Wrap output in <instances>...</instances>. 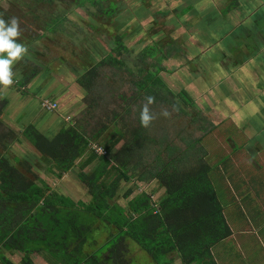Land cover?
<instances>
[{
    "label": "trees",
    "instance_id": "trees-1",
    "mask_svg": "<svg viewBox=\"0 0 264 264\" xmlns=\"http://www.w3.org/2000/svg\"><path fill=\"white\" fill-rule=\"evenodd\" d=\"M6 1L3 3L10 6L4 9L0 5V19L18 20L21 35L17 42L27 47L30 56L35 57L33 52L42 55V44H38L40 40L71 35L68 30L72 20L64 9H58L55 4L62 0ZM74 1L76 4L77 0ZM86 2L98 8L95 12L88 10L94 21L104 17L114 23V18L126 8L125 0ZM224 2L220 14L221 19L226 20V16L238 10L241 1ZM185 4V8L171 13L176 12L179 16L195 11L193 0H186ZM29 21L37 25L38 31L42 30L40 35L33 34L34 28ZM48 24L55 25V29L43 34ZM60 25L66 28V34L63 29L58 30ZM91 27L99 32L105 31L113 44L111 50L97 62L91 51L85 56H78L74 50L78 45L73 44L72 52L81 62L67 68L75 75L79 86L92 97L90 106L94 108L104 100L102 92L106 78L103 79L101 72L105 67L125 69L135 90L130 96L119 95L118 99L124 103L122 110L106 115L107 119L111 117V123L104 124L105 130L90 137L66 127L49 140L31 132L33 127L28 125L30 129L24 137L34 143L49 163H54L52 173L58 179L79 164L82 170L91 165L95 167L92 173L82 171L79 174V179L87 185L88 201L59 194L46 184L39 186L36 179L30 177L29 171L21 172L17 168L24 165L22 162L12 161L5 155L0 157V264H16L6 253L21 255L20 264H36L35 255L43 257L49 264H137L135 258L140 254L149 256L153 264H175L176 261L179 264H217L212 248L229 238L232 231L210 178L211 166L202 157L194 159L192 150L195 145L193 147L190 140L187 141L190 137L182 139L190 147L177 153L179 149L176 145L163 146L165 134L163 138H158L159 141L154 139L159 127L149 129L150 123L144 126L140 120L144 102L151 107L161 103L163 106H174L188 115L187 108L195 106L193 94L186 89L175 93L169 88L161 77L164 69L158 65L161 59L168 57L159 56L161 51L157 48L151 50L145 47L141 53L144 58L155 59L156 64L131 68L126 61V56L131 55L125 42L127 33L116 24L112 30L107 25L101 27L92 23ZM156 43L161 48L160 43ZM59 62L61 66L66 63L62 59ZM21 68L24 81L20 90L26 93L25 86L30 78L38 76L41 71L47 74L54 72L44 62L30 65L24 61ZM149 98H152L151 103ZM44 100L57 103L58 108L56 111L42 110L50 113L59 110V103L51 98H43L41 106ZM136 105L139 109L137 116L140 117L138 124L133 125L130 116ZM6 133L16 139L13 130ZM104 133H108L107 136L104 137ZM94 143L107 154L96 153L91 147ZM154 146L157 157L147 165L144 152L149 150L150 154ZM174 152L177 154L174 155ZM134 179L145 184L156 181L164 193L154 199L157 187L149 193L138 192L130 186L123 195L128 201L123 207L117 201L121 196V186L132 183Z\"/></svg>",
    "mask_w": 264,
    "mask_h": 264
},
{
    "label": "rangeland",
    "instance_id": "rangeland-1",
    "mask_svg": "<svg viewBox=\"0 0 264 264\" xmlns=\"http://www.w3.org/2000/svg\"><path fill=\"white\" fill-rule=\"evenodd\" d=\"M86 1L88 0H77L75 4L74 0H62L55 3L57 8L64 9L65 14L72 20V24L68 30V34L71 35L69 37L62 36L61 38L53 36V40L46 38L40 40L38 44H42L40 46L42 55L33 52L34 56L37 57L35 58L27 53L21 60L14 62V64H21L27 61L30 65L40 62H44V65H50L54 72H50L49 74L55 75L50 80L51 87L54 90H59L58 96L62 94L60 89L66 88V94L68 93L67 101L72 96L80 100L84 95L75 85V75L67 68L72 67L78 61L81 62L78 56H85L88 51H91L98 62L99 59H103L107 55L113 45L110 38L106 36L105 31L101 30L102 32H99L92 29V23L101 27L107 25L111 30L116 24L121 31L127 33L125 42L131 51V55L126 56V61L129 62L128 66L131 68H135L136 65L146 67V65L152 66V64H156L155 59L149 56L144 58L141 53L145 47L151 50L157 48L158 51L162 52H157L159 56L168 57L161 59V64H158L164 69L161 72V77L175 93H179L182 89L190 91L195 98V106L187 108V115L181 113L174 106H163L161 103L160 105L154 104L151 107L147 102H144L142 109L147 106L149 115L151 116L149 129L152 126L161 127L163 135H166L163 146H166V144L171 147L176 145L179 149L177 153L179 151L184 152L188 148L189 143H186L182 139L190 137L187 141L190 140L193 147L195 145V148L192 150V153L195 154L194 159L202 157L203 161H206L211 166L210 178L225 209L227 220L230 223H239L245 227H248V220L252 223L255 220H260L263 222L264 227V139L262 142H258V145H255L256 150L253 151L252 144L256 140H252L251 137L247 138L241 126L239 127V125H236L231 120H226L229 113L223 111L222 98H218V91L222 93L221 88L226 89L227 80L220 81L217 87H222L215 88L218 91L214 90L211 84L213 82L212 79L217 73L215 71L216 65L212 62L217 60L221 49H216L217 47L214 49V46L211 50H206L208 49L206 46L210 47V45L206 44L207 40L211 41V44L235 40L234 36H238L236 24L238 25L239 20L246 16L245 11L247 13L253 10L255 12L262 10L264 0H240L241 6L236 10L237 13H230L231 16L229 15L226 20L214 19L213 15L219 14V9H222L225 0H193L196 9L193 13L191 10L187 16L181 14L177 16L171 13L175 9L181 10L186 7L183 0L179 3L174 0H125L126 8L124 12L114 18L116 19L114 23H110V20L104 17L100 21L91 19L88 10L95 12L98 11V8ZM3 2L6 3L7 1L0 0V5L4 9H7L6 7L10 5ZM29 23H32L34 28L32 29L33 34L35 36L40 35L42 30L38 31L37 25H34L33 21H29ZM251 25L252 20H249V26ZM101 27L99 28L101 29ZM53 29H55V25L48 24L43 34L52 32ZM59 29L65 30L66 28L60 25L58 26ZM64 32L66 34V30ZM231 33L234 35L232 34L233 36L228 37ZM163 39L166 40L164 41ZM156 42L160 43L162 50L156 46ZM202 43L205 44L204 50L195 46ZM73 44L78 45L74 49L78 53V56L72 52L71 46ZM175 47L179 49H175ZM211 52L214 54V57L211 56ZM227 52L228 49L221 51L222 54H226ZM59 59L65 60L66 63L61 66ZM217 61L220 62V60ZM64 69H66V80L63 82L61 80L63 76H60V73ZM211 69L213 70L210 71ZM125 72H127L125 69H112L109 67L102 69V77L103 79L106 78L105 84L103 83L102 97L104 98V105L109 107V111H117L119 113L124 103L117 97L120 94L130 96L134 91L133 84L129 83L130 76ZM40 75L42 76V71ZM35 78L37 79V77ZM107 78L110 79L107 80ZM213 84L215 85L214 82ZM138 111L137 105L133 107L130 116V121L133 125L138 124L137 120L140 117L137 116ZM56 114H59V110ZM105 123H108V121L105 120ZM161 128L156 130L155 136L157 137H154L156 141H159L158 136ZM14 129L20 130L15 126ZM2 130L6 131L5 128H2ZM24 135L26 134L24 133ZM8 140L14 142L9 138ZM199 140L200 142H198ZM13 145L14 143L12 147ZM155 146L158 149V145L155 144ZM155 146L153 149H150V154H146V151L144 152V162L147 165L153 163L157 157V152H154ZM12 151L13 153L16 151V145ZM0 152H2V147H0ZM177 153L174 152V155ZM36 171L39 174L43 173L38 170ZM40 181H45V179H41ZM48 181H52L51 184H54L52 190H55L59 194L70 195L75 200L88 201L90 198L83 188H78L77 193L67 194L66 177L60 180L50 178ZM130 184L124 183L121 186V196L117 199L121 205H126L123 194L127 191ZM131 185L133 186V184ZM136 185L138 186L136 189L138 192L146 191L150 193L157 187L158 191L154 199H157L163 193V188L157 186L154 181L147 184L136 183L134 187ZM97 198L99 199L100 197L97 196ZM64 199L66 200V197ZM79 205L82 206V203H79ZM259 239L261 242L257 244L255 249H246V254L244 250L238 252L239 254L231 253L238 250L236 249V242L233 239L224 243L222 247L220 244L215 248V251L220 255V258H218L221 264H264L263 232ZM223 248L226 251L223 254L219 253ZM6 255L14 263L20 264L21 255H10L8 253ZM136 257L137 264H153L150 257L145 254L136 255ZM35 262L36 264H49L39 255H35ZM175 264H179V262L176 261Z\"/></svg>",
    "mask_w": 264,
    "mask_h": 264
},
{
    "label": "crops",
    "instance_id": "crops-1",
    "mask_svg": "<svg viewBox=\"0 0 264 264\" xmlns=\"http://www.w3.org/2000/svg\"><path fill=\"white\" fill-rule=\"evenodd\" d=\"M174 1L178 3L182 2V0ZM183 1L186 3V0ZM262 8V10L256 12L255 10L247 13L245 11L246 16L239 20L238 25L236 24L238 36H234L235 40L221 43L214 42L212 44L211 41L207 40L206 43L210 45V47L206 46L208 48L206 50H211L214 46V49L216 47V49H221L219 53L221 56L218 55L217 58L220 62L217 60L212 62L217 66V68L215 66V71H217V73L212 79L215 85L213 82L211 84L213 89L218 91V89L215 88L222 87H217L220 81L224 79L227 80L226 89L221 88L222 93L218 91V98H222L223 111L229 113V115H227L228 119L226 120H231L236 125H239V127L241 126L247 138L251 137L252 140H256L255 143L252 144L253 151L256 150L255 145H258V142H262L264 139V7ZM220 10L221 9H219V14H213L215 17L214 19L217 18V20H220L222 18ZM235 13H237V11L231 14ZM174 14L176 15V12H174ZM238 15L242 16L240 14ZM228 16H226V19ZM249 20H252L251 26H249ZM232 34L233 33L228 37L234 35ZM195 46H198L201 50L205 49V44L203 43ZM225 49H228V52L222 54L221 51ZM211 56L214 57L212 52ZM212 70L213 69L210 71ZM21 71V64H14L12 66V72L15 83L13 81V84L6 88L3 86L0 87V128L2 126V128L6 129L5 132L2 128L0 129V147H2L0 157L5 155L12 161L22 162L24 165H18L17 167L21 172L29 171L30 177L36 178V183H38L39 186L46 184L53 189L54 184L52 185V181L49 182L48 179L53 178L60 180L52 173V171H54L52 169V164L54 163H49L46 157L36 148L34 143L23 136V134L30 129L28 125L31 124L30 127H33L31 132H37L49 140L55 138L57 134L62 132L63 129H66V127L75 129L84 136L90 137L93 134L96 135L102 129L105 130L104 124L109 125L111 123V117L107 119L106 115H111L112 111H109V107L104 105V100L100 101V105L92 108L90 106V98L92 99V97H89V94L79 86L77 80H75V85L82 91L84 97L79 100L72 96L67 101L68 93L66 94V88L63 90L60 89L62 94L58 96L59 90H54L50 83V80L53 79L55 75L47 74L44 71H42V76H36L37 79L35 77L30 78L28 84L25 86L27 93L23 92L20 90L21 82L24 81ZM60 74V76H63L61 80L64 82L66 80V69L62 70ZM219 75L221 76L219 77ZM18 82L19 84H17ZM43 98H51L57 101L59 103V114L42 110L40 102ZM98 114H102V116L99 117ZM105 120H107L108 123H105ZM1 122H3L2 125ZM14 126L20 130H15ZM10 130L15 132V135H17L16 139H13V137L6 133L10 132ZM107 134L108 133H104V137L107 136ZM163 136V132H160L158 138L161 139ZM8 138L14 142H10ZM13 143V147L16 145V151H14V153L12 151ZM146 153H149V150ZM94 168L95 167L91 165L82 170L79 164L69 173H66L63 178H61L64 179L66 177V193H77L78 188H83L88 193L87 185L79 179V174L82 173V171L92 173ZM36 170L43 173L39 174ZM41 179H45V181H40ZM154 182L156 183V181ZM136 183L138 182L134 179L131 184H133L134 187ZM131 184L130 186L132 187ZM134 189L136 190L137 187L135 186ZM70 197L72 198V196ZM127 204L128 201H126V205H120L126 207ZM247 222L248 227H245L239 223H230L227 220L232 235L212 248V254L217 264H221V262L219 260L220 255L216 253L215 248L220 244L222 247L224 243L233 239L236 242V249L238 250L230 252L236 254L244 250L246 254V249H255L257 244L261 242L259 237L262 232L264 233L263 222L260 220H255L253 221L254 223L250 220ZM224 251H226L225 248L221 249L219 253L223 254Z\"/></svg>",
    "mask_w": 264,
    "mask_h": 264
},
{
    "label": "clouds",
    "instance_id": "clouds-1",
    "mask_svg": "<svg viewBox=\"0 0 264 264\" xmlns=\"http://www.w3.org/2000/svg\"><path fill=\"white\" fill-rule=\"evenodd\" d=\"M19 22L16 18L0 19V86L8 87L13 84L12 66L27 54V47L18 43L20 37ZM152 98H149V103ZM141 123L147 126L151 120L147 106L141 112Z\"/></svg>",
    "mask_w": 264,
    "mask_h": 264
},
{
    "label": "built area",
    "instance_id": "built-area-1",
    "mask_svg": "<svg viewBox=\"0 0 264 264\" xmlns=\"http://www.w3.org/2000/svg\"><path fill=\"white\" fill-rule=\"evenodd\" d=\"M42 108L46 109L48 111H56L58 106L57 103L52 102L50 100H44L42 103ZM92 149L98 153V154H102V155H106L107 152L98 144H91Z\"/></svg>",
    "mask_w": 264,
    "mask_h": 264
}]
</instances>
